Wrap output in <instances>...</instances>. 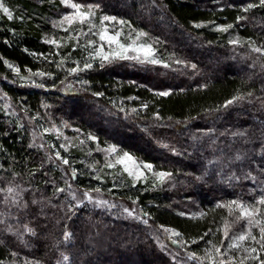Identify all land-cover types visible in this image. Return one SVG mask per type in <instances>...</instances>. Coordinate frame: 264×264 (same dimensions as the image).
Instances as JSON below:
<instances>
[{
	"label": "trees",
	"instance_id": "obj_1",
	"mask_svg": "<svg viewBox=\"0 0 264 264\" xmlns=\"http://www.w3.org/2000/svg\"><path fill=\"white\" fill-rule=\"evenodd\" d=\"M72 1L98 5L100 14L125 21L124 31L146 33L160 63L91 58L80 38L48 43L65 34L51 24L63 9L59 0H0L12 14L0 8V264L228 259L213 246L225 251L250 227L234 222L238 211L229 203L252 205L264 196V52L254 50L264 49V6L260 0ZM43 127L93 136L171 176L133 184L123 174H98L81 146L64 164ZM251 231L259 239V228ZM242 244L257 249L244 264H264L260 244ZM209 249L213 259L206 258ZM228 253L237 261L249 255Z\"/></svg>",
	"mask_w": 264,
	"mask_h": 264
},
{
	"label": "snow or ice",
	"instance_id": "obj_2",
	"mask_svg": "<svg viewBox=\"0 0 264 264\" xmlns=\"http://www.w3.org/2000/svg\"><path fill=\"white\" fill-rule=\"evenodd\" d=\"M63 3H65L67 6L71 7L74 11L66 14L65 16H63L61 18L60 21H58V24H65L67 23L69 26L73 25L74 23L78 22L80 24H85V23H90L92 17H94L96 15V8H98V5H89V6H84L78 3H73L72 0H62ZM260 4L262 6H264V0H260ZM254 5H249L248 7H253ZM0 7H2V5H0ZM3 12L5 14H7L8 18L11 19L12 18V14L9 11L8 8L4 7L2 8ZM247 10V9H246ZM240 19V18H238ZM100 20V25L103 26L102 29L98 32V36L99 39L101 41H106L109 44L115 43L118 45L120 51H113L110 54H103L101 49H96V54L101 56V58L105 61H108L110 58L111 59H133V60H138L141 63L147 62V63H152V64H158L160 63L159 60L153 58L154 56V52L155 49L153 48V46L151 44H147V43H139V38L140 37H144L147 34L144 32H136L135 33V39L132 40V43H120L119 41V37L122 35L121 32H116L115 35H110L108 33L107 27L104 26L106 21H115L118 24H125V21H116L115 17H110V16H102L99 18ZM96 25H92V28H95ZM197 27H199V25H197ZM232 25H228L227 27H221L219 30L220 31H227L228 28H231ZM91 32V28L89 30ZM128 39H132L131 36L128 37ZM48 43H52L55 44L57 43L55 40H49L47 41ZM94 43V41H89V44ZM230 43H238L237 40H232L230 41ZM257 52H264V49H260V48H255L254 49ZM129 51L132 52H137L142 54L143 59H141V55H136V56H128L127 53ZM167 67V65H165ZM10 68H12V65H9ZM85 68H90L92 67L91 64H85L84 66ZM193 67H195L193 65ZM14 71H19V69H13ZM72 72H76L78 71V69L73 68L71 69ZM35 75H44V73H35ZM42 86V85H40ZM169 93L168 92H161L159 93V95L161 96H167ZM234 99H242V97H237ZM233 101H228V104H231ZM89 139H95V137L93 136H89ZM107 151L109 153H116L117 152V148L116 146H109V148L107 149ZM57 158H60V154L57 153ZM64 164H69V160L68 159H63L62 161ZM126 162H130L133 166L134 169H130L127 166ZM116 163L118 164H125L124 167V171L128 172L129 175H136L137 178H139L140 176L143 175L142 171H140L141 168L143 169H147L149 171L153 170V165L149 164V163H142V164H138L136 162V160L134 159V157L128 153V152H123V155H120L117 157ZM106 167H113L112 164H108L106 165ZM74 171V170H73ZM157 179L160 182H163L165 178L170 177L171 173H166V172H156L155 173ZM9 193H12L14 190L9 188L7 190ZM96 191H99V189H97ZM84 196L87 197L89 200L92 199V197L85 192ZM100 203H107L106 201H101ZM224 205H221V207H223ZM260 206H264V196H261L254 204L252 205H248V204H244L242 202L233 200L229 203L228 207L230 210L232 211H238V215L235 216V220L234 222H239L241 220H246L248 225L250 226L245 232L239 234L238 236H234L231 238L229 244L227 245V249H225V251H221L220 247L217 246H213V249L215 251V254L217 257H223V256H227L228 259H220L219 260V264H244V261L252 258L255 259V255H251V254H255L257 252V249L254 247H247L245 248L242 244V242L246 241V240H252L255 241L256 243L260 244L261 248L260 250L264 251V220L258 218V216H264V208H261ZM126 211H128L126 209ZM231 214V212H230ZM252 227H258L259 228V239H257V237L255 235L252 234L251 228ZM231 228V224L227 223L225 224L224 227V235L225 237L229 236V231L228 229ZM28 231H31L30 229H26ZM70 234L69 233H65V237L67 238ZM172 235L175 236H179L180 234L177 232H172ZM201 239H203V237H201ZM193 243H195V241H193ZM213 249H209V255L206 257L207 259H213V257L211 256V252ZM228 249H243V251L245 253H248L249 255H245L242 258H240L238 261L236 259L235 256H229L228 253ZM195 254H190L189 255V259H195ZM65 260H67V257H65Z\"/></svg>",
	"mask_w": 264,
	"mask_h": 264
},
{
	"label": "rangeland",
	"instance_id": "obj_3",
	"mask_svg": "<svg viewBox=\"0 0 264 264\" xmlns=\"http://www.w3.org/2000/svg\"><path fill=\"white\" fill-rule=\"evenodd\" d=\"M61 3V8L60 10L54 17L51 18V24L53 25L54 28L61 30L65 32V34H58L56 36H49L47 39L48 40H55L58 45L61 43L66 37H74L75 39L80 38V45L85 47L86 52L89 54V56L92 57H98L101 58V56L96 54V49H101L103 54L107 55L112 53L113 51H120L119 47L117 44L112 43L109 44L106 41H101L98 36V32L102 29L103 26L100 25V20L99 18L102 16H109L105 14H100L96 8V15L92 17L90 23H85V24H80L78 22L74 23L73 25L69 26L67 23L65 24H58L57 22L61 20L63 16L66 14H69L73 12L74 10L67 6L65 3L62 2V0H59ZM73 3H76L72 1ZM84 6H89L91 5L86 4V3H78ZM0 5H2L0 3ZM1 10L4 8L0 7ZM3 11V10H2ZM113 17V16H110ZM116 21H120V19L116 18ZM92 25H96L95 28H92ZM107 27L108 33L110 35H115L116 32H121L122 35L119 37L120 43H132V40H134L135 33H132L131 31H124V24H118L115 21H106L105 25ZM91 28V32L89 31ZM131 36L132 39H128V37ZM89 41H94V43L89 44ZM139 43H147L150 44L149 40L144 37L139 38ZM128 56H136V55H141V58L143 59L142 54L137 53V52H132L129 51L127 53ZM153 58L158 59L157 54L154 52ZM42 133L44 134L46 141L49 143V145L52 147L54 154L56 155L57 153L60 154V159H67L64 156L70 152V150L77 148V147H83L87 150L88 155L91 156V166L93 168V171L99 172L105 171L108 175H124L128 180L135 184L137 182L144 181L145 179H150L153 181L158 180L155 173L158 172L156 170L149 171L147 169L141 168L140 171H142L143 175L140 176L139 178L136 177V175H129L128 172L124 171L125 164H118L116 163L117 157L120 155H123V152L127 151H121L117 149L116 153H109L107 149L109 148L108 146H101L92 139H89V136L86 135H80L79 133H76L73 131L72 133H69L67 131H64L59 128H52V129H47L46 127H43ZM74 130V129H73ZM111 146V145H110ZM65 153V155H63ZM94 153H97L100 157L92 156L95 155ZM57 156V155H56ZM133 156V155H132ZM134 157V156H133ZM136 162L138 164L142 163H147V162H142L139 159L135 158ZM127 166L130 169H134V166L130 162H126ZM112 164L113 167L109 168L106 167V165ZM100 186V184H98ZM110 190V188L107 189V191Z\"/></svg>",
	"mask_w": 264,
	"mask_h": 264
}]
</instances>
